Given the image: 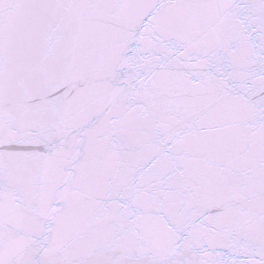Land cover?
<instances>
[{"label": "snow or ice", "instance_id": "snow-or-ice-1", "mask_svg": "<svg viewBox=\"0 0 264 264\" xmlns=\"http://www.w3.org/2000/svg\"><path fill=\"white\" fill-rule=\"evenodd\" d=\"M0 264H264V0H0Z\"/></svg>", "mask_w": 264, "mask_h": 264}]
</instances>
